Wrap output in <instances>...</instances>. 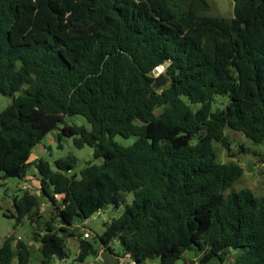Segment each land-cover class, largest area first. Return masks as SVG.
<instances>
[{
	"label": "trees",
	"instance_id": "trees-1",
	"mask_svg": "<svg viewBox=\"0 0 264 264\" xmlns=\"http://www.w3.org/2000/svg\"><path fill=\"white\" fill-rule=\"evenodd\" d=\"M231 1L228 20L206 16V0H0V95L12 98L0 113L3 176L20 178L66 116L89 131L64 125L61 135L103 159L79 178L73 157L56 171L36 163L51 210L43 235L33 234L42 264L66 258L72 226L118 208L126 193L131 205L97 237L104 251L118 244L134 264H175L190 251L201 253L197 264H264V197L228 191L243 170L212 149H229L226 129L264 143V0ZM215 96L227 102L212 112ZM115 136L137 140L122 147ZM38 209L25 193L8 217L17 226ZM13 241L0 245V264H30ZM77 242L75 262L97 257ZM229 250L240 251L233 262Z\"/></svg>",
	"mask_w": 264,
	"mask_h": 264
},
{
	"label": "rangeland",
	"instance_id": "rangeland-1",
	"mask_svg": "<svg viewBox=\"0 0 264 264\" xmlns=\"http://www.w3.org/2000/svg\"><path fill=\"white\" fill-rule=\"evenodd\" d=\"M209 8L206 16L232 19L233 3L231 0H206ZM17 96V94H15ZM12 102V98L0 95V113ZM227 99L222 96H215L211 103V111L222 110L225 107ZM158 113V112H157ZM64 125L83 127L89 131V124L83 117L66 116L64 124L59 125L58 129L48 133L39 144L31 151L28 164L20 178L4 177L0 171V245L8 238H13V246L16 241L24 243L30 251V264H42L39 252L40 241L33 239V234L43 235L45 223L50 218V203L44 197H39L36 192L39 190L37 178H39L36 163L39 160L47 162L52 171H56L55 161L64 159L68 156L76 160L75 167L71 175L79 178L80 171L88 164L100 166L103 164L102 158L93 157L94 150L90 147L77 149L72 142V138L61 135V129ZM224 135L228 139L229 149L226 150L220 144L212 142V149L216 160L221 164H237L243 174L239 180L234 182L228 191L248 190L256 197H264V143L253 144L247 140L241 133L225 130ZM137 140L136 137L122 138L115 136L113 141L122 147H128ZM25 193L38 196L39 209L31 213L30 218L24 219L19 225H15V219L8 216L14 212V200L21 199ZM57 199V197H56ZM59 202V201H58ZM132 194H124L123 201L118 208L113 205H106L96 214L88 219L86 229L89 231V239L97 250L102 249L97 237L101 236L108 224L119 217L126 206L131 205ZM14 214V213H13ZM76 223L72 226L70 232L73 237L64 236L66 240V258L59 260L53 258L49 264H130L133 262L127 257L121 256V250L118 244H115L112 251L108 253L102 249L99 261L96 257H88L84 263L75 262L74 252L78 247L77 240H83L82 233L77 230ZM55 227L57 223L54 222ZM240 254L239 250H229L226 256L227 262H233L235 257ZM201 256L200 252H186L175 264H197ZM141 264H158L157 259L147 260ZM210 264H217V260Z\"/></svg>",
	"mask_w": 264,
	"mask_h": 264
},
{
	"label": "built area",
	"instance_id": "built-area-1",
	"mask_svg": "<svg viewBox=\"0 0 264 264\" xmlns=\"http://www.w3.org/2000/svg\"><path fill=\"white\" fill-rule=\"evenodd\" d=\"M163 70H164V67L163 66L156 67L154 69V71H153V76L154 77H157L158 75H160L162 73ZM87 221H88V219L80 222L76 226L77 227V230L82 233V237H83L84 240L85 239H89V237H90L89 231L86 229ZM101 252H102V249L99 250V252L97 254V257H96L99 261H101V259H100ZM130 264H132V263H130Z\"/></svg>",
	"mask_w": 264,
	"mask_h": 264
},
{
	"label": "crops",
	"instance_id": "crops-1",
	"mask_svg": "<svg viewBox=\"0 0 264 264\" xmlns=\"http://www.w3.org/2000/svg\"><path fill=\"white\" fill-rule=\"evenodd\" d=\"M36 194H39L38 191L36 192Z\"/></svg>",
	"mask_w": 264,
	"mask_h": 264
},
{
	"label": "water",
	"instance_id": "water-1",
	"mask_svg": "<svg viewBox=\"0 0 264 264\" xmlns=\"http://www.w3.org/2000/svg\"><path fill=\"white\" fill-rule=\"evenodd\" d=\"M69 176V175H68ZM75 250H77L76 248H75Z\"/></svg>",
	"mask_w": 264,
	"mask_h": 264
}]
</instances>
